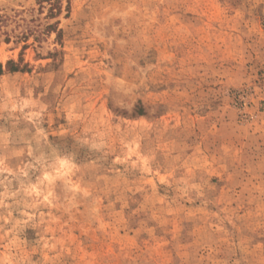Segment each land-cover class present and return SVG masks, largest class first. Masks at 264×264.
I'll list each match as a JSON object with an SVG mask.
<instances>
[{
	"label": "rangeland",
	"instance_id": "374dc122",
	"mask_svg": "<svg viewBox=\"0 0 264 264\" xmlns=\"http://www.w3.org/2000/svg\"><path fill=\"white\" fill-rule=\"evenodd\" d=\"M0 264H264V0H0Z\"/></svg>",
	"mask_w": 264,
	"mask_h": 264
}]
</instances>
